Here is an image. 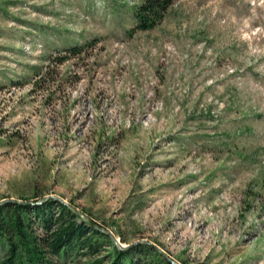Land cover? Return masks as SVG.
<instances>
[{
    "label": "rangeland",
    "instance_id": "1",
    "mask_svg": "<svg viewBox=\"0 0 264 264\" xmlns=\"http://www.w3.org/2000/svg\"><path fill=\"white\" fill-rule=\"evenodd\" d=\"M141 2L0 0V204L60 199L178 264H264V0H173L149 30Z\"/></svg>",
    "mask_w": 264,
    "mask_h": 264
},
{
    "label": "trees",
    "instance_id": "2",
    "mask_svg": "<svg viewBox=\"0 0 264 264\" xmlns=\"http://www.w3.org/2000/svg\"><path fill=\"white\" fill-rule=\"evenodd\" d=\"M173 0H142L135 8L136 29L162 21ZM0 206V264H67L75 256H95L110 248V264H171L155 248H118L111 237L89 226L69 206L54 199ZM38 229L40 233H36ZM85 264H103L100 259Z\"/></svg>",
    "mask_w": 264,
    "mask_h": 264
},
{
    "label": "water",
    "instance_id": "3",
    "mask_svg": "<svg viewBox=\"0 0 264 264\" xmlns=\"http://www.w3.org/2000/svg\"><path fill=\"white\" fill-rule=\"evenodd\" d=\"M44 200H46V199H42L39 203H42ZM57 201H59L60 203H62V204H64V205H66V206H69V205H67L66 203H64L62 200H60V199H56ZM11 203V202H17V203H22V204H29V203H27V202H18V201H13V200H7V201H4V202H2V204H0V206L1 205H3V204H5V203ZM69 208L75 213V214H77V215H79L82 219H83V221H85L89 226H91L92 228H94V229H96V230H98V231H100V232H102V233H105V234H108V235H110V233H108L107 231H105V230H103V229H101L100 227H98L96 224H94L92 221H90L88 218H84V217H82V215L80 214V212H78L76 209H74V208H72V207H70L69 206ZM170 262H171V264H178V263H176V262H174L173 260H171L170 258H168V257H166Z\"/></svg>",
    "mask_w": 264,
    "mask_h": 264
}]
</instances>
